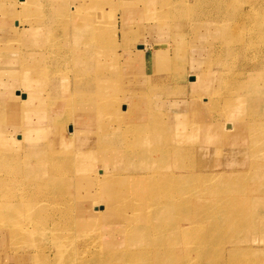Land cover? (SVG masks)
<instances>
[{"label":"rangeland","instance_id":"obj_1","mask_svg":"<svg viewBox=\"0 0 264 264\" xmlns=\"http://www.w3.org/2000/svg\"><path fill=\"white\" fill-rule=\"evenodd\" d=\"M9 1L10 8L5 14L7 28L24 27L27 24L29 28H36L33 31L34 38H43L47 34L43 29L57 26L51 20L42 26L32 23V18L38 22L46 17L43 13L47 5H43L42 0L35 6L31 5L33 9L30 13H25L23 0ZM153 1L156 0H150V4L154 5L148 8L147 13L149 1L142 4L133 0L128 3L123 0H63L66 3L65 12L62 10L63 13L55 17L66 28L60 25V30H50L52 36L59 34L50 43L54 46L56 42L61 47L58 52L62 70L58 73L53 69L47 73L50 78V89L47 91L44 81H48V78L41 80L43 86L37 90L40 113L34 120L28 121L24 119L23 113L29 111L23 109L24 105L21 104L17 113L19 118L14 116L12 120L6 121L9 115L7 108L0 105V134L11 137L13 130L24 134V142L16 145L23 165L45 163L43 169L37 168L35 171L42 172L36 174L39 181L34 185L38 190L43 183L40 198L34 202L20 199L23 205L20 210H23L15 207L8 223L0 224V264L121 263L116 260L121 252L135 251L129 250V245L143 250V247L151 244L145 240L146 237L155 241L156 247L160 249L187 250L196 260H190L188 264H219L223 260L225 264H264V192L257 189L264 187V92L261 91L264 86L256 89L249 85L252 75L264 82V0H215V4L210 0L192 9L195 23L183 32H179L176 24L173 26L172 23L177 18L188 22L187 14L177 16L174 13L175 2L171 0V3L164 0L163 5L161 0L156 3ZM6 3L0 0L2 9L8 8ZM72 5L76 6L75 12L72 11ZM241 6L245 10L240 13ZM250 6L253 7L251 13L245 14L250 12L247 11ZM123 8H128V15ZM49 17H53L52 13ZM202 17L208 20H203L204 26L200 23ZM78 19L83 20L75 23ZM125 22H128L131 30L141 33V39L136 43L145 44L146 55L143 53L138 56V48L143 46L136 43L133 45L130 42L131 45L126 49L121 47L118 33ZM83 23H87L91 31L80 33L76 29L75 24ZM145 30L150 35L146 36ZM22 32L19 40L25 43L29 39L28 34L24 30ZM223 36L226 40H223ZM167 41H172L174 46L166 44ZM121 49L124 53L119 52ZM154 50H160L159 60L154 61ZM30 51L31 48H19L20 56L25 55L28 62ZM250 63L256 64L255 68L249 69ZM202 72L205 74L203 83L195 85L194 78L198 79ZM122 75H128L129 81H125V78L121 80ZM51 76L56 78L51 79ZM16 89L19 95H16ZM26 92L23 83H16L13 94L17 100L24 99ZM1 94L0 91V97ZM66 111H79L80 115L91 121L74 126L73 119L68 121V116L64 118ZM221 121H231L239 126L236 143L232 146H224L222 141L211 140L214 145L203 143L200 135L202 128H205L203 124ZM244 121L247 123L241 125ZM14 122H17L16 125H12ZM53 126H59L63 136L70 138L73 143L63 146L67 148L66 151L61 146L54 148L56 152L47 154ZM54 139L58 140L59 137ZM57 140L55 145L59 146ZM4 145L5 155L10 158L14 153L10 145L15 144ZM62 150L73 152L76 160L62 162ZM54 155L59 158L55 159ZM8 161V167L1 171L6 173V182L15 172L13 162ZM24 168L28 170L30 164ZM160 175L165 177L161 178ZM68 177L82 181L91 179V184L85 185L88 182L80 181L70 185V182L66 183ZM18 178L22 179V176ZM101 180H108L111 187L100 185ZM77 186L86 189L80 195L87 196L85 199L89 204H94L91 196L100 197L101 202L118 197L126 207L132 203L133 207L127 210H135L136 218L119 216L117 219L121 217L123 221L115 226L111 220L105 221L99 215L88 217L78 224V229L84 234L82 241L91 245L83 247L77 241L79 247L73 250L72 246L68 248V240H77L82 235L75 234L77 230H73V233L67 229L61 234L68 237L64 239L67 244L64 254L55 247L56 239L51 228L56 227L57 223H51L48 212L61 201L69 206L70 201H66L68 195L73 207L80 208L78 204L85 199L81 201ZM17 192L14 186L9 191H0V202H9L14 199L10 195ZM169 196H174L175 200ZM136 198H139V203ZM57 211L64 216V208L60 207ZM89 212L95 214L96 211L90 209ZM43 215L45 221L48 220L47 224L36 221L37 216ZM147 219L155 220L156 228L146 231L148 236L133 234L128 239L125 227H130L131 220H139L147 225ZM166 227H170L169 230ZM108 230L115 232L114 238L110 235L112 233L106 235ZM166 231L167 236L161 237L160 233ZM108 241L118 245L110 246L106 243ZM147 257L151 259L154 254L148 252Z\"/></svg>","mask_w":264,"mask_h":264},{"label":"bare ground","instance_id":"obj_2","mask_svg":"<svg viewBox=\"0 0 264 264\" xmlns=\"http://www.w3.org/2000/svg\"><path fill=\"white\" fill-rule=\"evenodd\" d=\"M39 0H23L24 2V7H25V13H30L31 10L33 9L32 6H35L37 4ZM133 1H136V2H139V3H145V2H148L147 4V8H146V12L148 13L149 10L148 8H152L154 4H150V0H133ZM164 0H161V4H165V2H163ZM166 1V0H165ZM170 1V0H169ZM174 3V13L178 16L181 14H187V16L189 17V20L188 22H184L182 20H180L179 18L176 19V22L175 23H172L173 26H176L178 27V31L179 32H183V30L185 29H189V26L193 25L195 22H193V19H192V13H194V11L191 13L192 9L194 8H197L199 5H203L205 4L206 2H209L210 0H171ZM170 1V3H171ZM214 4L216 3L215 0H211ZM234 1V0H233ZM102 2V1H101ZM153 2H159V0H156V1H153ZM167 2V1H166ZM218 2V1H217ZM2 3V1H1ZM152 3V2H151ZM8 6V8H5V9H2L1 8V4H0V12H1V19H0V91L2 92V96L0 97V105L3 106V108H7V112H8V116L6 117V121L7 120H12L14 118V116L16 118H19L17 116V113H18V109L20 107L21 104L24 105L23 109H28L29 112H25L23 113V115H25V118L26 120L28 121H32L34 120L40 113V107L41 106H37L39 104V97L37 99V95H38V88L40 86H43L42 84V81L41 80H45L48 78V81H44V83H48L50 82V78L47 77V73L50 72V70H53L55 69L58 73L61 72V65H60V57L61 55L59 54L58 50L61 48L56 42H54V46L51 45L50 41L51 39L53 38L54 40H56L59 36V34L57 33L56 36H52V32L51 31H58L60 30V25L61 23H58V18L56 17H52L50 18L49 17V14L48 15H44L46 16L45 18H43L42 20L40 21H36L34 18L31 19L32 23H35L34 25H39L41 24V26L45 23H50V20L53 21V23L57 24V26L52 27V28H47L42 30L43 32H46L47 34L43 35V38H41L42 36H40L39 38H31V41L28 42V43H22L20 39V36L21 34L23 33L22 32V29H27L26 26L24 27H17V26H9V28H7V25H6V19L7 17H5V14H7V10L10 8L9 7V4L10 3H6ZM218 4V3H217ZM237 4V3H236ZM98 5V4H97ZM171 5V4H170ZM196 6V7H195ZM212 6V5H211ZM219 6V5H218ZM217 6V7H218ZM222 6V5H221ZM259 6V5H258ZM70 7V6H69ZM224 7V6H223ZM222 7V8H223ZM244 6H241V12H243V10H245V8H243ZM261 7V6H260ZM72 11L75 12L76 10V6H73L72 5ZM252 6L249 7V9H247V11H250L249 13L246 12L245 14H250L251 11H252ZM256 8V7H254ZM263 8V7H262ZM209 9V8H208ZM224 9V8H223ZM231 9V8H230ZM260 9V8H259ZM145 10V9H144ZM213 10V9H212ZM211 10V11H212ZM50 11H52L50 9ZM208 11V10H207ZM229 11V10H228ZM258 11V10H257ZM72 12V14H73ZM83 12V11H82ZM90 12V11H89ZM203 12V11H202ZM216 12V11H215ZM77 13V12H76ZM94 13V12H92ZM173 13V14H174ZM214 13V12H213ZM237 13V12H236ZM78 14V13H77ZM87 14V13H86ZM205 14V13H204ZM215 14V13H214ZM222 14V13H221ZM145 15V14H144ZM153 15V14H151ZM242 16V15H241ZM60 17V16H59ZM167 17V16H166ZM201 17V16H200ZM222 17V16H221ZM65 18V17H64ZM68 18V17H67ZM197 19V18H196ZM232 19V18H231ZM80 20H83V19H78V20H75V23L77 21H80ZM200 20V19H199ZM205 20L204 17L201 18V25L204 26V24H202ZM218 20V19H217ZM27 21H30L27 19ZM70 21V20H69ZM114 21V20H113ZM205 21H208V20H205ZM210 21V20H209ZM228 21V20H227ZM199 22V21H198ZM186 23V24H185ZM114 24V22H113ZM96 25V24H95ZM111 25V24H110ZM185 25V27H184ZM62 27L64 26L63 29L66 28V25H61ZM114 26V25H113ZM206 26V25H205ZM31 27V26H30ZM75 27H77L76 29L80 31V33L82 31H91V28H87V23H83V24H80V25H77L75 24ZM32 28V27H31ZM203 28V27H201ZM38 29V28H37ZM96 29V28H95ZM197 29V28H196ZM31 30H36V28H32ZM51 30V31H50ZM68 31V30H67ZM199 31V30H198ZM197 31V32H198ZM247 31V30H246ZM250 31V29H249ZM51 32V34L49 33ZM116 32V31H115ZM195 32V31H194ZM264 32V31H263ZM176 33V32H175ZM185 33V31H184ZM196 33V32H195ZM194 33V34H195ZM201 33V32H200ZM241 33V32H240ZM246 33V32H245ZM50 34V35H49ZM92 35V34H91ZM96 35V34H95ZM124 35L130 39V42L135 45V43L141 39V33L140 32H136V31H133L131 30V28H127L126 27V30L124 31ZM202 36H204V34L202 33L201 34ZM226 35V34H224ZM261 36H263V34H260ZM31 36V35H30ZM61 36V35H60ZM206 36V35H205ZM210 36V35H209ZM213 36V35H212ZM241 36V35H240ZM96 37V36H95ZM94 37V38H95ZM117 37V35H116ZM93 38V39H94ZM262 38V37H261ZM92 39V40H93ZM117 39V38H116ZM115 39V40H116ZM133 39V40H131ZM226 40V37L223 36V40ZM84 40V39H83ZM95 40V39H94ZM99 40V39H98ZM154 40V39H153ZM213 40V39H212ZM69 41V40H68ZM263 41V40H262ZM73 42V41H72ZM97 42V41H96ZM57 45H56V44ZM62 43V42H60ZM119 43V42H118ZM73 44V43H72ZM95 44V43H94ZM138 45H142L143 48H138V56L139 55H143L144 53V46L145 44H140V43H136ZM168 45H170L171 47L174 46L173 42H169L167 41ZM264 44V43H262ZM81 45V44H80ZM110 45V44H109ZM113 46H115L113 44ZM116 47V46H115ZM19 48H22V49H26V48H31V53H30V60L29 62L27 60H25V55L24 57L20 56L19 54ZM54 48V49H53ZM79 48V47H78ZM220 48V47H219ZM125 50V49H124ZM162 50V49H160ZM160 50H154L153 54L154 57H156V60H159L160 58ZM218 51V50H217ZM74 52V51H73ZM130 52V51H128ZM122 53V52H121ZM124 53V52H123ZM74 54V53H72ZM234 54V53H233ZM78 55V54H77ZM118 55V54H117ZM216 55V54H215ZM236 55V54H235ZM137 56V57H138ZM221 56V55H220ZM234 56V55H233ZM77 57V56H76ZM75 57V58H76ZM125 57V56H124ZM214 57V56H213ZM217 57V56H216ZM229 57V56H228ZM219 58V57H218ZM222 59V58H221ZM212 60V59H211ZM219 60V59H218ZM234 60V59H233ZM133 61V60H132ZM264 61V60H263ZM262 61V62H263ZM259 62V61H257ZM253 63V62H252ZM261 63V61L259 62ZM216 64V63H215ZM218 64V63H217ZM222 64V63H221ZM76 65V64H75ZM29 66V67H28ZM153 66V65H152ZM212 66V65H211ZM220 66V65H219ZM256 64H251L249 65V69H252V68H255ZM226 67V66H225ZM29 68H32V74H28L25 72V70L29 69ZM262 68V66H261ZM154 70V68H152ZM225 70V69H223ZM259 70V69H258ZM251 71V70H250ZM4 74V75H2ZM154 74V73H153ZM200 77L197 79V78H194L195 79V85H201L203 83V80L205 78V74L202 72L201 74H199ZM46 76V78H45ZM56 76V75H54ZM54 76H51V79H55L56 77ZM152 76V75H150ZM153 77H155V75H153ZM264 78V77H263ZM156 80V79H155ZM251 80V83L249 82V85H252L254 86L256 89L258 88H262L264 86V82L262 83V81L260 82V80L257 78V77H253V75L251 76L250 78ZM89 81V80H88ZM16 83H23L24 86L26 87V97L24 99H21V100H17L13 94V90L16 86ZM248 83V82H247ZM194 85V86H195ZM18 89H16L15 91H17ZM262 92H264V90L261 89ZM16 95H19V91H17V94ZM251 95V94H250ZM22 96L24 97V93H22ZM215 101V100H214ZM37 103V104H36ZM216 103V102H215ZM96 108V107H95ZM104 109V108H103ZM121 109V108H120ZM252 109V108H251ZM20 110V109H19ZM72 110V108L70 109ZM105 110V109H104ZM102 110V111H104ZM106 112V110H105ZM263 113V112H262ZM64 114V113H63ZM62 114V116H63ZM198 117H199V114H197ZM196 115V116H197ZM68 116V118L66 117ZM122 117V116H121ZM260 117V116H259ZM64 118H67V120L69 121V119L71 118V120L73 119V122L75 123L74 126H79V125H83V124H86L87 122L91 121L88 117L86 118L85 116H82L79 114V111L76 112H70L64 114ZM127 118H129L130 120V117H129V114L127 113ZM97 119V118H96ZM250 120V119H249ZM15 121V119H14ZM100 121V120H98ZM118 121V120H117ZM120 121V120H119ZM118 121V122H119ZM122 121V119H121ZM218 121V120H217ZM17 123V122H16ZM16 123L14 122L12 125H16ZM121 123V122H120ZM247 122L244 121V122H241V125H244L246 124ZM249 123V122H248ZM255 123V122H254ZM261 123V122H260ZM125 124V123H124ZM194 124V123H192ZM183 125V124H182ZM196 125V124H195ZM28 126V125H27ZM33 126V125H32ZM252 126V125H251ZM264 126V124H263ZM132 127V126H131ZM195 127V126H194ZM203 127L205 128H202V132H201V136H202V142L203 143H208L209 145H214L213 143H211V140L214 141V142H223L224 146H232L236 143V141L238 140L239 138V135H237V131H238V128L239 126H235V123L234 122H231V121H221V122H207V123H204L203 124ZM258 128V127H257ZM256 128V130H257ZM11 129V128H10ZM70 129L72 130L73 132V125L71 124V127ZM197 129V128H196ZM250 129V128H249ZM264 129V128H263ZM42 130V129H41ZM70 130V131H71ZM29 131V130H28ZM252 131V130H251ZM30 132V131H29ZM39 133H41L39 131ZM135 134V133H134ZM252 134V133H251ZM254 134V133H253ZM12 136L9 137V136H5V135H1L0 134V183L2 184V186H0V191H5L6 189L9 191L12 189V186H14V188L18 191L17 194H12L10 195L11 197H13L14 199L10 200L9 202H0V224H5V223H8V221L10 220L9 217L14 213L15 211V207H18L19 210H20V206H21V202L19 201L21 199L22 200H26L28 202H34V200H36L37 198L39 199L40 198V192L43 190V183L41 185V187L36 190L34 185H37L39 179L36 178V174H40L42 173L41 171L38 173V172H35L37 170V168L39 169H43V166L45 163H42V164H35V163H26L27 165L30 164V168L28 170H25L24 167H26V164L23 165V161H21V156L18 154V150H17V147L16 145H20V143L22 144L24 142V137L23 135L24 134H21V133H17L16 130H13L12 131ZM142 135V133H141ZM192 135V134H191ZM263 135V133H262ZM59 137V139H54L55 137ZM259 136V135H258ZM34 137V136H33ZM142 137V136H141ZM198 138V137H197ZM192 139V138H190ZM189 139V140H190ZM196 139V138H195ZM59 141V146H56L55 145V141ZM149 140V139H147ZM47 141V140H46ZM137 141V140H135ZM150 141V140H149ZM255 141V140H253ZM262 141V140H261ZM60 142L62 143L60 145ZM139 142V140H138ZM195 142V141H194ZM193 142V143H194ZM11 144H15V146H12L10 145ZM18 143V144H17ZM48 143H50V145L48 146V151H47V154H50L51 152L54 151V148L55 147H58V148H62L65 149V145H69L71 143H73V141L70 139V138H66L65 136H63V133L61 131V128L59 126H53L51 128V131H50V135H49V140H48ZM153 143V142H152ZM164 143V141H163ZM197 143V142H196ZM256 143V142H255ZM3 144H8L11 146L12 149H14V153L9 157H7L5 155V145L3 146ZM136 144V142L134 143ZM260 144V143H259ZM156 145V144H155ZM154 145V146H155ZM161 145V144H160ZM188 145V144H186ZM196 145V144H195ZM150 146V145H149ZM176 146V145H175ZM191 146V145H190ZM200 147V146H199ZM201 147H203L201 145ZM157 148V147H156ZM182 148V147H181ZM190 148V147H189ZM150 149V148H149ZM67 150V148L65 149V151ZM168 150V149H167ZM57 151H59L58 153H60V149H58ZM64 150H62V153H61V156L63 158L62 162H66V161H70L71 159L73 160H76V157L75 155H73V152L70 153V151H68L69 153L65 152ZM146 151V150H145ZM184 151V150H183ZM182 151V152H183ZM45 152V151H43ZM56 152V151H54ZM147 152V151H146ZM168 152V151H167ZM198 152V151H197ZM204 152V151H203ZM260 152V151H259ZM139 153V152H138ZM57 154V153H56ZM81 154V153H80ZM135 154V153H134ZM183 154V153H182ZM188 154V152H187ZM190 154V153H189ZM196 154V153H195ZM214 154V153H213ZM263 154V152H262ZM200 155V154H199ZM216 155V154H215ZM100 156V155H99ZM180 156V155H179ZM183 156V155H182ZM214 156V155H213ZM256 156V155H255ZM46 157V155H45ZM55 159L56 158H59V156H53ZM102 157V156H100ZM51 158V157H50ZM207 158V156H206ZM258 158V157H257ZM10 160V162L12 161L13 164H14V174H13V177L12 178H9L8 182H6V173L5 171L1 172L2 169L5 170V168H7L8 166L6 165V162H9L8 160ZM98 159V158H97ZM101 159V158H100ZM253 159V157H252ZM256 159V158H255ZM253 159V160H255ZM60 160V159H59ZM148 161V160H147ZM46 162V160H45ZM79 162V161H78ZM146 162V161H145ZM60 163V161H59ZM152 163V162H151ZM205 164V163H204ZM58 166V164H56ZM12 166V165H11ZM11 166L9 168H11ZM208 166V165H207ZM51 167V166H50ZM55 167V166H54ZM83 167V166H82ZM153 167V166H152ZM24 168V169H23ZM80 168V167H79ZM122 168V167H121ZM207 168V167H206ZM209 168V167H208ZM55 169V168H54ZM81 169V168H80ZM79 169V170H80ZM97 169V168H96ZM170 169V168H169ZM172 169V168H171ZM58 170V169H57ZM77 170V169H76ZM75 170V171H76ZM221 170V169H220ZM152 171V170H151ZM57 172V171H55ZM208 172V171H207ZM220 172V171H219ZM50 173V172H49ZM60 173V172H59ZM64 173V172H63ZM142 173V171H141ZM158 173V172H157ZM156 173V174H157ZM169 173V172H168ZM173 173V172H172ZM171 173V174H172ZM61 174V173H60ZM101 174V173H100ZM152 174V173H151ZM155 174V173H154ZM214 174V173H213ZM140 175V174H139ZM159 175V174H157ZM168 175V174H167ZM206 175V174H205ZM261 175V174H260ZM5 176V177H3ZM18 176H22V179L18 178ZM161 176V175H160ZM171 176V175H170ZM254 176V175H253ZM257 176H258V173H257ZM32 177H35V178H32ZM128 177V176H127ZM132 177V176H131ZM165 176H161V178H163ZM171 177H174V176H171ZM60 178V177H59ZM151 178V177H150ZM156 178V177H155ZM212 178V176H211ZM214 178V176H213ZM258 178V177H257ZM260 178V177H259ZM263 178V176H262ZM62 178H60L61 180ZM160 179V178H159ZM165 179V178H164ZM163 179V180H164ZM181 179V178H180ZM183 179V178H182ZM181 179V180H182ZM186 179V178H185ZM184 179V180H185ZM215 179V178H214ZM252 179V178H251ZM69 180V181H68ZM68 180L66 183H69L70 182V185L72 184H78L80 181H82L81 179H78V180H73V178L71 177H68ZM89 181H82L83 183H86L85 185H89L91 184V179H88ZM133 180H136V178H133ZM150 180V179H149ZM212 180V179H211ZM66 181V180H65ZM180 181V180H179ZM129 182V181H128ZM165 182V181H164ZM253 182V181H252ZM261 182V181H260ZM60 183V182H59ZM127 183V182H126ZM168 183V182H167ZM254 183V182H253ZM259 183V182H258ZM100 185H105V188L107 187H111V185H109V181L108 180H101V182L99 183ZM130 184V183H129ZM137 184V183H136ZM147 184V183H146ZM151 184V183H150ZM214 184V183H213ZM261 184V183H259ZM69 185V184H68ZM153 185V184H151ZM164 185V184H163ZM215 185V184H214ZM155 186V185H154ZM166 186V185H165ZM174 186V185H173ZM178 186V184H177ZM254 186V185H253ZM63 187V186H62ZM61 187V188H62ZM65 188V187H64ZM90 188V187H89ZM140 188V187H138ZM76 189L78 190L77 191V194L79 193V196L81 198V201H82V198L85 199L87 196H85L84 194L83 195H80L81 191L82 193L84 191H86V189H83V188H80L79 186L76 187ZM144 189V188H143ZM204 189V188H203ZM255 189V188H254ZM253 189V190H254ZM258 190H262L264 192V187H258L257 188ZM89 190V189H88ZM159 190V189H158ZM170 190V189H169ZM207 190V189H206ZM14 190H12L13 192ZM127 191V190H126ZM160 191V190H159ZM171 191V190H170ZM211 191V190H210ZM15 192V191H14ZM154 192V191H153ZM172 192V191H171ZM209 192V191H208ZM258 192V191H257ZM81 193V194H82ZM141 193V191H140ZM166 193V192H165ZM184 193V192H183ZM149 194V192H148ZM258 194V193H257ZM1 195V194H0ZM155 195V194H154ZM209 195V194H208ZM211 195V194H210ZM34 196V197H33ZM36 196V197H35ZM64 196V195H63ZM165 196V195H164ZM206 196V195H205ZM256 196V195H255ZM260 196V195H259ZM47 197V196H45ZM70 196H66V201H70L69 202V206L68 205H64L63 202L59 201L60 204H58V209L56 207H52V209L48 212L50 215V220H51V223H57L56 227L53 226L51 229H52V232L54 233L53 237L56 239V248L61 250L64 254L66 253L65 252V249L67 248V244L64 243V239L65 238H68V237H65V236H61L62 233H65L63 231L69 229L70 231L73 232V230H76L78 232H73L75 234H80L82 236L80 237H77V240H74L73 238H71L69 241V246H72V250L78 245H80L79 243H81V245L84 247L86 245H91V243H87V242H84L82 241L85 237H84V234L80 233L79 232V229H78V224L83 221L84 219H88L89 218H92V217H95L97 215H99L100 217H103L106 220H111L113 225H118L120 222H122L123 220L121 219L125 217H129V218H136L135 217V213L136 211L135 210H127L128 208L130 207H133L132 203L128 204V207H126L127 205L123 203H121V200L118 199V197L116 198H108L109 202H101V198L100 197H95V196H91V199H92V202H94V204H89V202L87 201V199H85V201L83 203H81L80 205L78 204V209H75V206L73 207V204L71 203V198H69ZM170 198L174 199L175 197L174 196H169ZM153 198V197H152ZM161 198V197H160ZM247 198V197H246ZM263 198H264V195H263ZM50 199V198H49ZM206 199V198H205ZM261 199V197H260ZM44 200V199H43ZM54 200V199H53ZM107 200V199H106ZM135 200H139V198L135 199ZM165 200V199H164ZM175 200V199H174ZM251 200V199H250ZM254 200V199H253ZM65 201V200H64ZM136 201V202H137ZM152 201V200H151ZM168 201V200H167ZM166 201V202H167ZM256 201V200H255ZM49 202V201H47ZM51 202V201H50ZM49 202V203H50ZM96 202V203H95ZM23 203V202H22ZM26 203V202H25ZM66 203V202H65ZM68 203V202H67ZM121 203V204H120ZM139 203V201H138ZM159 203V202H158ZM246 203V202H245ZM33 204V203H32ZM39 204V203H38ZM35 205V203H34ZM41 205V204H40ZM56 205V204H55ZM169 205V204H168ZM23 206V205H22ZM21 206V207H22ZM29 206V205H28ZM49 206V205H48ZM68 206V207H67ZM89 206V207H88ZM95 206V207H94ZM123 206H125L124 208V212H123ZM172 206V205H170ZM33 207V206H32ZM60 207L64 208L65 210V213H64V216L62 214H60V211H57L60 209ZM134 207H135V204H134ZM138 207V206H137ZM140 207V206H139ZM154 207V206H152ZM156 207H159L156 205ZM173 207V206H172ZM23 208V207H22ZM29 208V207H28ZM90 209H93L95 212V214H92L89 212ZM161 209V208H160ZM18 210V211H19ZM23 210V209H21ZM20 210V211H21ZM48 210V209H47ZM63 210V209H62ZM139 210V209H138ZM177 210V209H176ZM45 211V210H44ZM157 211V210H156ZM163 211V210H162ZM152 212V211H151ZM173 212V211H172ZM63 213V212H62ZM161 213V212H160ZM163 213V212H162ZM20 214V213H19ZM34 214V213H33ZM152 215V214H151ZM173 215V214H172ZM176 215V214H175ZM19 216V215H18ZM21 216V214H20ZM23 216V215H22ZM121 216L120 218L117 219V217ZM159 216V215H158ZM45 215L43 216H37L36 217V221L38 222H45V224H47V221H45ZM239 217V216H238ZM244 217V216H243ZM242 217V218H243ZM258 217V216H257ZM22 218V217H21ZM29 218V216H28ZM38 218H41V219H38ZM150 218V216H149ZM158 218V217H157ZM25 219V218H24ZM120 219V220H119ZM151 219V218H150ZM175 219V218H174ZM257 219V218H256ZM29 220V219H28ZM148 220V219H147ZM235 220V219H233ZM259 220V219H257ZM12 221V220H11ZM163 221V220H162ZM29 222V221H28ZM31 222V221H30ZM34 222V221H33ZM148 224L146 225L145 223H142V221H136V220H131V223H130V227L126 228L125 227V231L128 233V239H131L132 238V235L135 234V235H142V234H146V231H149L151 229H154L156 228L154 223H156L155 220H151L149 221L148 220ZM158 222V220H157ZM160 222V221H159ZM24 223H25V220H24ZM233 223V222H232ZM27 224V223H26ZM66 224V225H65ZM161 224V223H160ZM164 225V224H163ZM232 225V224H231ZM40 226V225H39ZM38 226V227H39ZM49 226V225H48ZM233 226V225H232ZM33 227V226H32ZM42 227V226H41ZM34 228V227H33ZM33 228H30V230H32ZM44 228V227H43ZM160 228V227H159ZM170 227H167L165 228L166 230H169ZM189 228V227H188ZM2 230V228H0ZM4 229V228H3ZM24 229V228H23ZM39 229V228H38ZM186 228H184V231H185ZM29 230V231H30ZM49 230V229H48ZM212 230V229H211ZM21 231V230H20ZM35 231V230H34ZM111 230H108V232L106 233V235L110 234L112 238H114V235L115 232H110ZM122 231V230H121ZM263 232V231H262ZM34 233V232H33ZM26 234V233H25ZM114 234V235H113ZM119 234H121V232H119ZM148 234V233H147ZM146 234V235H147ZM157 234V233H156ZM152 235H155L152 233ZM148 236V235H147ZM160 236L161 237H164V236H167V231L166 232H161L160 233ZM125 238V237H124ZM155 238V237H154ZM25 239V238H24ZM145 240H149L151 242L150 245L146 246V247H143L142 249L143 250H137L134 248V245H129L128 246V249L129 250H135V251H123L121 252L116 260L117 261H120L122 264H188V262H190V260L192 262H195L196 260L192 259L194 256H191L189 255V252L187 250H185L184 252H179L181 251L179 249V251H176V250H171L170 248L169 249H160V248H157L156 245H155V241H152L150 237H146ZM237 240V239H236ZM12 241V240H11ZM36 241V240H34ZM77 241L79 243H77ZM143 241V240H142ZM141 241V242H142ZM191 241V240H190ZM235 241V240H234ZM242 242V241H240ZM108 243L110 246H117L118 244L116 243H113V242H106ZM141 244V243H140ZM234 244V243H233ZM35 245V244H34ZM97 245V244H96ZM99 245H101L99 243ZM98 245V246H99ZM27 246V245H26ZM233 246V245H232ZM37 247V246H36ZM79 247V246H78ZM88 247V246H87ZM82 248V247H81ZM172 248V247H171ZM187 248V246H186ZM190 248V247H189ZM38 249V248H37ZM87 249V248H85ZM83 249V250H85ZM88 250V249H87ZM184 250V249H183ZM19 251V250H18ZM78 251V250H76ZM214 251V250H213ZM230 251V250H228ZM153 253L154 254V257L151 258V259H148L147 257V253ZM216 252V251H215ZM85 252H83V256ZM249 255V254H248ZM65 256V255H64ZM87 256V254H86ZM214 257V256H213ZM16 258V257H15ZM217 258V257H216ZM78 259V258H77ZM214 259V258H213ZM96 262L98 261V258L95 259ZM73 261V260H72ZM78 261V260H77ZM246 261V260H245ZM187 262V263H186ZM199 262V261H198ZM215 262V261H214ZM80 263V262H79ZM82 263V262H81ZM121 263H110V264H121ZM199 264H203V262H200ZM214 264V263H213ZM219 264H225V260H223V263H220Z\"/></svg>","mask_w":264,"mask_h":264},{"label":"crops","instance_id":"obj_3","mask_svg":"<svg viewBox=\"0 0 264 264\" xmlns=\"http://www.w3.org/2000/svg\"><path fill=\"white\" fill-rule=\"evenodd\" d=\"M5 1H7L8 3L10 2L9 0H5ZM16 1V0H15ZM43 2V5H47V10L43 13L44 15H48V14H50V13H52V16L53 17H55V15H60V14H62L63 12H65L64 11V9H65V7H66V3L65 2H63V0H42ZM123 1H125V3L127 2H130L131 0H123ZM17 7V9L19 10V7L18 6H16ZM50 9L52 10V11H50ZM62 10H63V12H62ZM124 10H127V11H125L124 13H126V15H128V8L126 9V8H123V11ZM1 16V15H0ZM15 22V21H14ZM126 23V24H125ZM125 23H123V25H122V27H121V29L119 30V33H118V40L120 41V45H121V47L122 48H124L125 47V49L126 48H129V46L131 45V43H130V39L128 38V36L126 37L125 35H124V31L126 30V27L127 28H129V24H128V22H125ZM45 24H49V23H45ZM26 25V30L25 29H22V30H24V31H26V33L28 34V41L27 42H25V44L26 43H28V42H30L31 41V38H34V35H33V31L34 30H31L32 28H29V25H27V24H25ZM20 27H22V26H20ZM44 30V29H43ZM146 31L147 30H145L144 31V33H145V35L147 36V35H150V34H146ZM149 33H153V34H155V32H149ZM22 35V34H21ZM31 35V36H30ZM152 35V34H151ZM22 42V41H21ZM23 43V42H22ZM130 43V44H129ZM120 47V48H121ZM120 53L121 52H123V49H121L120 51H119ZM118 52V53H119ZM144 55H146V53H144ZM153 57H154V55H153ZM154 59V61H156V57H154L153 58ZM139 63V62H138ZM29 67V66H28ZM144 68V67H143ZM144 70V69H143ZM119 71V70H118ZM25 72L26 73H28V74H32L33 72H32V68H29L28 70L26 69L25 70ZM121 72V71H120ZM119 77H118V73H117V79H118ZM125 78V79H124ZM128 75L127 76H121V80H125V81H129L128 80ZM47 85H46V87H45V90L47 91V90H49L50 89V86L48 85V83H46ZM46 93H49V92H46Z\"/></svg>","mask_w":264,"mask_h":264}]
</instances>
